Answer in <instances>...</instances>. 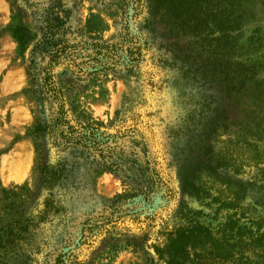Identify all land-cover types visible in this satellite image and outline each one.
I'll return each instance as SVG.
<instances>
[{
  "label": "rangeland",
  "instance_id": "obj_1",
  "mask_svg": "<svg viewBox=\"0 0 264 264\" xmlns=\"http://www.w3.org/2000/svg\"><path fill=\"white\" fill-rule=\"evenodd\" d=\"M183 1L179 7L166 0L150 17L149 0H141L140 13L130 18L117 0H62L76 33L109 39L130 21L146 41L132 72L122 66L97 72L67 93L75 114L106 124L117 116L143 132L172 190L167 202L154 197L156 217L143 244L127 241L143 231L125 218L117 240L78 248L88 264H167L169 255L159 256L150 244L166 246L170 231L189 224L206 227L215 238L227 222L226 229L246 222L264 231V181L256 167L240 168L237 161L240 121L264 117V97L257 95V88L264 90V0ZM49 2L29 0L32 6L19 11L13 0H0V264H52L59 250L77 241L85 218L106 214L114 195L138 191L91 158L51 146L37 131L52 110L38 101L30 53ZM18 25L28 30L25 48L13 32ZM252 140L264 149V135ZM43 163L61 171L53 212L39 182Z\"/></svg>",
  "mask_w": 264,
  "mask_h": 264
},
{
  "label": "trees",
  "instance_id": "obj_2",
  "mask_svg": "<svg viewBox=\"0 0 264 264\" xmlns=\"http://www.w3.org/2000/svg\"><path fill=\"white\" fill-rule=\"evenodd\" d=\"M49 1L43 8L38 27L41 36L33 43L30 53L31 72L39 78L38 101L52 110L48 121L40 124L37 131L47 137L51 146L78 152L91 158L97 168L121 176L138 186L137 192L114 195L106 214L85 218L80 223L77 241L68 242L56 253L52 263L88 264L85 258L79 257L76 252L78 248L82 245L93 246L98 241L107 243L110 239L117 240L116 234H120L118 226L125 218L136 220L143 231L141 236L132 234L127 241H132L134 246L143 244L147 240L145 231L156 217L155 209L150 210L154 197L159 195L167 202L172 190L156 168L143 132L136 126L126 124L125 120H118L117 116L106 124L75 114L67 93L70 85L97 72H116L120 66L128 73L132 72L143 59L146 41L137 30L131 28L130 21H125L123 31L109 39L84 36L79 31L76 33L68 25L69 10L64 8L62 0ZM165 1L149 0L150 17ZM168 1L179 7L184 2ZM13 2L19 11L27 4L32 6L29 0ZM115 3L130 18L140 13L141 0H117ZM130 9L133 10L132 14L128 12ZM234 11L231 13L234 14ZM230 21L227 20L228 23ZM145 22L147 24L149 18ZM13 32L21 47L25 48L29 39L27 28L18 25ZM246 77L241 79V84ZM257 91L259 97H264V90L257 88ZM263 119L257 114L240 121L237 161L240 168L256 167L255 176L264 181V149L258 148L252 140L253 136L264 135ZM60 177L61 171L57 166L47 163L39 166V182L47 194L44 203L49 212L56 210L53 189ZM228 224L225 223V229L218 231L220 235L217 238L206 227L189 224L170 231L166 246H160L157 242L150 246L159 256L165 252L169 255L167 264H264V231L253 230L246 222H234L226 229ZM198 244L200 247L196 249Z\"/></svg>",
  "mask_w": 264,
  "mask_h": 264
},
{
  "label": "bare ground",
  "instance_id": "obj_3",
  "mask_svg": "<svg viewBox=\"0 0 264 264\" xmlns=\"http://www.w3.org/2000/svg\"><path fill=\"white\" fill-rule=\"evenodd\" d=\"M17 152H18V151H17ZM5 160H6V159H5ZM17 161H18V160H17ZM14 163H15V162H14ZM16 163H17V162H16ZM16 163H15V165H16ZM18 163H21V161H18ZM4 165H5V164H4ZM13 165H14V164H13ZM20 165H21V164H20ZM20 165H17V167L14 166L15 168L12 166V169L14 168V170H15L13 173H16V171L18 170V167H19ZM10 166H11V165H10ZM8 168H9V167H8ZM4 169H5V168H4ZM10 169H11V168H10ZM9 173H10V171H9ZM13 173H12L11 175L9 174V177H8L9 179H10L12 176H15V174H13ZM15 177H16V176H15ZM15 177H14V179H15ZM5 178H7V177H4V179H5ZM5 181H7V180H5Z\"/></svg>",
  "mask_w": 264,
  "mask_h": 264
}]
</instances>
